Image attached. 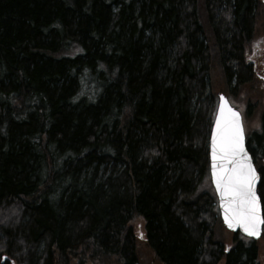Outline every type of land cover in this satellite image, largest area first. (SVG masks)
Instances as JSON below:
<instances>
[{"label":"trees","instance_id":"1","mask_svg":"<svg viewBox=\"0 0 264 264\" xmlns=\"http://www.w3.org/2000/svg\"><path fill=\"white\" fill-rule=\"evenodd\" d=\"M257 31L264 0H0V264H264L209 174L243 97L264 214Z\"/></svg>","mask_w":264,"mask_h":264},{"label":"snow or ice","instance_id":"2","mask_svg":"<svg viewBox=\"0 0 264 264\" xmlns=\"http://www.w3.org/2000/svg\"><path fill=\"white\" fill-rule=\"evenodd\" d=\"M225 109L226 105H222L213 133V176L224 197L222 203L229 227L239 224L249 235L258 236V226L264 223L255 191L258 175L244 148L240 114L231 108L226 112Z\"/></svg>","mask_w":264,"mask_h":264},{"label":"rangeland","instance_id":"3","mask_svg":"<svg viewBox=\"0 0 264 264\" xmlns=\"http://www.w3.org/2000/svg\"><path fill=\"white\" fill-rule=\"evenodd\" d=\"M261 34L257 31L255 35L254 43L249 48V53H253L256 57L255 60L249 59V62H254L256 66V72L258 77L264 81V53L263 50L259 49L258 46L262 45V39ZM262 47V46H261ZM224 90V89H223ZM251 92V91H250ZM221 93V92H219ZM226 94V93H225ZM227 96L229 97L232 104L237 107L242 113H243V121H244V128L245 132L248 135L252 132L257 126L259 122L258 112H260V108L255 111H253L252 116L248 115L247 109H246V103L243 101V97L240 98L238 96L237 98L231 97L228 93ZM134 227L135 229L141 233L144 234V224L142 220L137 219L134 221ZM230 239V235L228 237ZM228 242V241H227ZM261 244L260 251H259V260L260 262H264V247ZM143 256L141 257L142 264H161L156 257H153L149 250H147L145 247L142 248Z\"/></svg>","mask_w":264,"mask_h":264},{"label":"water","instance_id":"4","mask_svg":"<svg viewBox=\"0 0 264 264\" xmlns=\"http://www.w3.org/2000/svg\"><path fill=\"white\" fill-rule=\"evenodd\" d=\"M222 105H226L225 112H226L227 108H231V109L235 110L236 112H238L240 114V119H241V122H242V125H243V128H244V122H243L242 112L230 102V100H229V98H228L227 95H225L224 93L218 94V96H217V104H216V109H215V113H214V117H213V121H212L211 132H210V139H209V160H210L209 173H210L211 184H212V186L214 188V191L216 193V197H217V201H218V209H219L220 216H221V219H222V222H223L224 226L228 230L234 232L235 234H242V235H244V236H246L248 238H251V239L257 241L262 236L263 228H264V223H262V224H260L258 226V232H259V235L258 236H251V235H249L248 233H246L244 231L243 227L241 225H239V224H236L233 227H229L228 223L225 221L224 205L222 203V200L224 199V197H222L220 191L217 189L216 182H215V178L213 176V159H212L213 133L216 130V123H217L218 117H220V114H221V106ZM244 148L247 151L248 155L251 157L252 163H253V165H254V167L256 169L257 175H258V179H257L256 185H255V191H256L257 196L259 197L258 203H259L260 215H261L262 218H264L262 201H261V197H260L259 192H258V187H259L260 177L261 176H260V173H259L257 167L255 166L253 157H252L250 151L248 150L245 128H244ZM5 258H7V257H4V259ZM11 264H15V262L13 260H11Z\"/></svg>","mask_w":264,"mask_h":264}]
</instances>
